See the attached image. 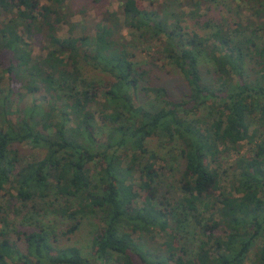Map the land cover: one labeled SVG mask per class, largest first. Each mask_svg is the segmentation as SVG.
<instances>
[{"label":"trees","instance_id":"1","mask_svg":"<svg viewBox=\"0 0 264 264\" xmlns=\"http://www.w3.org/2000/svg\"><path fill=\"white\" fill-rule=\"evenodd\" d=\"M45 1L0 0V16L16 12L46 50L33 56L12 19L0 24V192L11 183L26 218L37 221L14 228L0 206V264H249L250 254L252 264H264V0L244 1L258 23L233 26L121 0L122 12H106L81 48L72 32L55 33L67 0ZM154 45L187 82L179 97L145 79L137 52ZM85 64L107 76L106 88L82 71ZM152 138L166 152L150 150ZM244 141L252 149L234 159L226 180L219 159ZM27 143L40 156L21 154ZM179 158L180 177L166 185L157 162ZM48 212L67 218V228L56 232L38 219ZM89 215L99 231L93 256L55 246ZM196 229L191 242L187 233ZM155 235L163 246L147 244Z\"/></svg>","mask_w":264,"mask_h":264},{"label":"rangeland","instance_id":"2","mask_svg":"<svg viewBox=\"0 0 264 264\" xmlns=\"http://www.w3.org/2000/svg\"><path fill=\"white\" fill-rule=\"evenodd\" d=\"M121 0H67L65 6L62 9H58L56 15L63 17L64 21L57 25L56 34L60 37H65L72 32L79 39V45L81 46L89 38H92L96 30L97 24H100L106 18V12L108 11H117L122 12L120 6ZM139 7L145 5L148 8L160 11L164 7H169L170 11H182L189 12L193 10L196 12L194 18L199 20H204L209 17H213L225 25L233 26L234 21L246 22L249 21L251 24L258 23L260 17L256 15L249 5L244 2L245 0H136ZM195 1V2H194ZM45 0H41L40 4L45 3ZM201 16V17H198ZM54 17V15H52ZM12 19V22L16 24L19 28L18 34L23 36L25 40L29 43L30 48L32 49L33 56L43 55L46 50L44 48V41L39 34H34L31 30H27L26 25H23L24 21H20L16 12L4 14L0 16V24L6 23L8 20ZM70 29H72L70 31ZM123 34L126 37L127 41H132L131 32L129 29H123ZM87 36V38H85ZM159 43V42H158ZM138 50L148 49L146 43H140ZM156 46H153V49L148 51H138L137 59L138 63L146 71L145 79H152L155 84L164 85L172 97H179L187 90V82L182 73L178 71L177 68L166 64L163 60L159 59L157 53H155ZM81 51V50H80ZM209 63H203L201 65L202 72L206 78H209L210 74L209 69H212ZM256 62H248L247 70L251 78H254L255 72L253 67H255ZM2 70V69H0ZM82 71L85 72L89 77L96 78L101 83V88L107 87V82L104 81L106 78L103 77V72L94 69L87 64L82 65ZM3 83L9 81L6 73L3 74ZM39 95V93L37 94ZM142 98H145L142 93L139 94ZM143 95V96H142ZM31 96L27 95L22 102L29 103L31 101ZM206 112L204 111V114ZM102 115L98 114L97 118L100 121ZM149 149L154 153L166 152L167 146L163 145L158 141L157 138H152L149 140ZM252 149V143L244 141L238 153L231 152L230 154H225L219 159V169L223 178L229 180L232 173V164L234 159L242 154H248ZM21 154H24L27 159L40 156L39 150L32 148V146L27 143L20 146ZM156 153V154H157ZM157 154V155H158ZM162 159V158H161ZM167 162V163H166ZM164 162L159 160L157 162L158 166L164 165V173L166 174L167 184H173L177 179H179L181 171L183 169V160L182 158L178 159L177 163H170L169 160ZM172 162V161H171ZM172 166L173 170H168ZM171 171V172H170ZM213 193H218V189L212 188ZM16 191L11 183L6 185V188L0 192V206L3 208L1 213H4L7 216L10 225L14 228L16 227L19 230H25L35 227L34 218L27 219L28 216L27 210L20 204V202L14 197ZM34 214V212H32ZM35 216V215H34ZM39 220L45 222L49 225L48 227L54 229L56 232L63 231L67 228L68 220L65 217L57 216L53 213L48 212L43 214V216L38 217ZM97 220L91 215L81 218L79 228L70 235L59 236L58 240L55 243V246H77L80 248L81 252L88 257L93 256V237L99 233L98 231ZM0 227H3V223L0 221ZM11 239L16 238L14 232L10 233ZM187 237L191 242L197 241L198 229L187 233ZM148 240L147 244L155 245L162 244L164 238L160 236H153L152 238L145 237ZM179 241L182 243L184 241L181 236H179ZM177 240V242H179ZM173 245H176L175 241L171 242ZM155 254V253H154ZM115 257L113 256L110 259L109 263H114ZM249 264H252L254 255L250 254ZM115 264V263H114ZM168 264H175L174 261L169 260Z\"/></svg>","mask_w":264,"mask_h":264}]
</instances>
